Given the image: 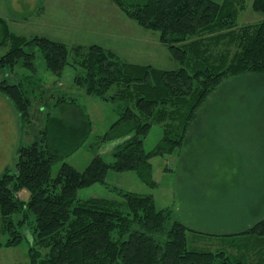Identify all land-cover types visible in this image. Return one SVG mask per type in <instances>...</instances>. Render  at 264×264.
<instances>
[{
  "label": "trees",
  "instance_id": "16d2710c",
  "mask_svg": "<svg viewBox=\"0 0 264 264\" xmlns=\"http://www.w3.org/2000/svg\"><path fill=\"white\" fill-rule=\"evenodd\" d=\"M245 1L147 0L128 9L122 0H114L140 27L160 34V42L180 65L172 70L121 61L98 45L88 50L77 46L73 61L65 43L16 35L0 19V47L10 43L0 57V93L23 121L31 120L30 83L26 86L21 79L11 84L7 77L18 66L34 75L40 53L57 80L67 66L82 68L85 73L76 77V85L118 109L119 118L103 140L127 138L115 149L112 162L96 155L83 171L64 162L56 176L55 165L70 154L55 147L78 143V149L91 131L88 118L71 129L55 127V141L45 129L35 142L21 146L14 170L0 178L1 228L9 237L0 248L28 240L30 264H247L245 256L235 261L225 251L190 250L188 232L193 229L178 221L171 207L159 210L153 196L107 183L110 172L135 171L142 182L157 186L151 160L182 147L207 98L231 77H264V21L237 25ZM252 9L264 14V0H253ZM64 105L79 106L75 98L62 95L54 107ZM156 125L163 127V137L147 152L145 139ZM66 130L77 135L73 144L62 139ZM98 184L120 199L79 198L81 190ZM226 236L264 242V220ZM245 250L255 249L251 245Z\"/></svg>",
  "mask_w": 264,
  "mask_h": 264
},
{
  "label": "rangeland",
  "instance_id": "374dc122",
  "mask_svg": "<svg viewBox=\"0 0 264 264\" xmlns=\"http://www.w3.org/2000/svg\"><path fill=\"white\" fill-rule=\"evenodd\" d=\"M146 1L122 0V3L131 9L130 5ZM252 1H245L237 17L238 26L264 21V14L253 11ZM0 19L8 23L16 35L28 39L48 37L65 43L71 48L73 61L78 56L74 53L77 46L88 50L98 45L124 62L152 65L162 70L180 66L169 48L160 42V34L140 27L114 0H0ZM2 32L0 25V41ZM9 47L10 43L0 47V57ZM36 65L34 75L18 66L7 77L11 84L21 79L26 86L30 83L31 120L26 123L21 119L20 124L31 141L40 137L45 129L52 135L53 129L58 127L52 122L57 115L53 108L62 95L75 98L85 113L80 107L68 106L63 110L56 107L60 117L75 119L79 124L87 118L92 119L88 138L78 149H74L77 141L75 146L71 143L77 135L70 136L72 130L65 131L62 139L73 145L63 149L70 156L55 165L53 175L58 174L64 162L80 171L96 155L112 162L115 149L126 140H103L119 118L116 104L90 96L76 85V77L85 73L80 67L67 66L63 77L57 80L47 70L40 53ZM3 77L4 74L0 80ZM7 110L2 109L3 112ZM2 133L0 130V135ZM188 134L174 154L151 160L157 186L142 182L135 171L110 172L107 183L123 191L153 196L159 210L171 207L177 220L183 219L181 222L193 229L188 232L190 250L225 251L235 261L245 256L247 264H264V242L226 236L241 233L264 220V77L246 74L226 80L207 98ZM162 137L163 127L154 126L145 139L147 152L153 150ZM9 167L0 170V178ZM24 195L28 199L29 195ZM93 197L120 199L100 184L79 192L81 199ZM1 227L0 215V243H4L9 237ZM251 245L255 250L246 253V247ZM29 246L25 240L15 248H0V264H30Z\"/></svg>",
  "mask_w": 264,
  "mask_h": 264
},
{
  "label": "crops",
  "instance_id": "0c3cea01",
  "mask_svg": "<svg viewBox=\"0 0 264 264\" xmlns=\"http://www.w3.org/2000/svg\"><path fill=\"white\" fill-rule=\"evenodd\" d=\"M78 105H79L78 108L80 107V111L84 112L82 109L83 107L81 106L79 102H78ZM68 106H71L72 108L75 107L72 105H64L61 108L59 107L57 108L63 110L65 107L67 109ZM1 108L8 109V110L6 112H3ZM54 109L57 111V115L53 117V123L55 125L56 124L58 125L57 128H62L63 126H64L63 129L69 128V126L71 128L75 127V123H76L75 119H69V118L64 119L60 117V112L56 109V107H54ZM87 116L89 117V115ZM20 120H21V116L19 115L18 111L15 109L13 103L7 97H5L4 95L0 93V130H2L4 133L0 135V170H3L7 165L10 166L8 170H11L12 168H14L12 167V164L14 162L13 166H15L19 148L24 145L32 144L37 139V138H32V141H31L28 138L27 131L22 132V126L20 124ZM89 120H91L92 122V119H89ZM23 129H25V127ZM56 132L58 131L54 128L53 133H52L53 141H55L56 139L55 138ZM188 135L189 134H187V137ZM55 149L61 152L63 151L64 146L58 145V147H55ZM176 217L178 216L176 215ZM182 220L183 219H181V221Z\"/></svg>",
  "mask_w": 264,
  "mask_h": 264
}]
</instances>
